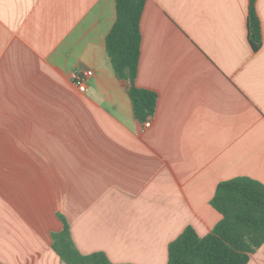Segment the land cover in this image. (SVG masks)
I'll return each mask as SVG.
<instances>
[{
  "label": "crops",
  "instance_id": "crops-1",
  "mask_svg": "<svg viewBox=\"0 0 264 264\" xmlns=\"http://www.w3.org/2000/svg\"><path fill=\"white\" fill-rule=\"evenodd\" d=\"M247 5L146 1L135 83L158 99L143 129L105 49L115 0H0V264H64L58 215L82 255L167 264L186 227L221 219L218 183L264 185V0L257 51ZM76 70L92 71L83 93Z\"/></svg>",
  "mask_w": 264,
  "mask_h": 264
},
{
  "label": "trees",
  "instance_id": "trees-1",
  "mask_svg": "<svg viewBox=\"0 0 264 264\" xmlns=\"http://www.w3.org/2000/svg\"><path fill=\"white\" fill-rule=\"evenodd\" d=\"M147 0H115L116 20L105 38V49L116 78L127 88L134 118L152 119L158 96L136 86L140 58V19ZM257 0H248L247 41L253 51L262 45ZM210 206L221 219L205 236L186 227L167 247V264H248L264 243V185L248 178L218 183ZM61 229L51 234L53 252L64 264H113L100 252L80 254L67 221L57 216Z\"/></svg>",
  "mask_w": 264,
  "mask_h": 264
},
{
  "label": "built area",
  "instance_id": "built-area-1",
  "mask_svg": "<svg viewBox=\"0 0 264 264\" xmlns=\"http://www.w3.org/2000/svg\"><path fill=\"white\" fill-rule=\"evenodd\" d=\"M92 71L90 70H76L73 73L72 79L76 89L83 93L86 90V82L91 77ZM151 119H147L145 122L142 123V128L147 129L151 126Z\"/></svg>",
  "mask_w": 264,
  "mask_h": 264
}]
</instances>
